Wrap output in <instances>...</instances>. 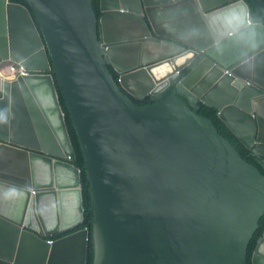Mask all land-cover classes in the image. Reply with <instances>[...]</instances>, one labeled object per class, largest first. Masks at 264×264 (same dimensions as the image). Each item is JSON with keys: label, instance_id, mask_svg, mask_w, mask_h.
<instances>
[{"label": "water", "instance_id": "obj_1", "mask_svg": "<svg viewBox=\"0 0 264 264\" xmlns=\"http://www.w3.org/2000/svg\"><path fill=\"white\" fill-rule=\"evenodd\" d=\"M24 1L0 0V264L87 262V228L49 238L85 212L54 73L94 264H248L264 173L198 112L217 109L264 169V23L247 0Z\"/></svg>", "mask_w": 264, "mask_h": 264}, {"label": "trees", "instance_id": "obj_2", "mask_svg": "<svg viewBox=\"0 0 264 264\" xmlns=\"http://www.w3.org/2000/svg\"><path fill=\"white\" fill-rule=\"evenodd\" d=\"M13 1L26 4L24 0H13ZM92 1H93L94 9L96 10V12L99 15V1L100 0H92ZM247 2L251 6V18L253 19V21H256V22L261 21L264 23V17L260 14V12L256 8V6L251 2V0H247ZM108 67H109L110 71L112 72V74L114 75V77L118 80L119 73L114 70L112 65H108ZM184 73H187V71L184 70ZM54 75H55V81L57 83V87H58V90L60 93L61 104L63 106V110H64L65 115H66L67 125L69 128V132H70V135H71V138L73 141V145H74V149H75V153H76V159H75L74 163L77 167L81 168L82 189H83V200H84L85 212H84V220L80 225H77L76 227H74L70 230L62 231L58 234L52 235L49 238L55 239V238L61 237L63 235L69 234L75 230L87 228L90 231V239H89V244H88V249H87V262H86V264H94V262H95V247H94V238H93L94 211L91 208L92 207V196H91V190H90V182H89L87 174H86V168H85L86 160H85V156L82 152V148H81V145H80L79 140H78L77 130L74 126L73 120L70 116V112L67 108L65 98H64L63 93H62V89L59 85L57 75L55 73H54ZM173 88H174V86L169 87L164 92V97H167L168 95H170ZM179 96H181L185 100H187L186 97H184L183 95H179ZM136 101L140 105H147V104H151V103L155 102V100H153L151 97H147L143 101H138V100H136ZM199 105H200V108H199L198 112L200 114L212 119L213 123L218 128L219 132L224 137H226L228 140H230V142L237 148V150L242 155V157H244L250 163H253L254 165H256L264 173V169L261 167V165L258 163V161H255V159L253 157H249V154L251 153L250 150L243 145V143L230 130V128L223 122V120H221L219 118L218 113H217L218 110L213 108V107L207 106L201 102ZM263 234H264V215L260 218L259 226H258L257 230L255 231V233H254L253 237L251 238L249 245H248V253H247L248 264H251V262H250L251 255H252V253H253L256 245H257L259 238Z\"/></svg>", "mask_w": 264, "mask_h": 264}, {"label": "built area", "instance_id": "obj_3", "mask_svg": "<svg viewBox=\"0 0 264 264\" xmlns=\"http://www.w3.org/2000/svg\"><path fill=\"white\" fill-rule=\"evenodd\" d=\"M10 74L25 75L28 73L27 69L19 65L18 63H10L9 67Z\"/></svg>", "mask_w": 264, "mask_h": 264}, {"label": "flooded vegetation", "instance_id": "obj_4", "mask_svg": "<svg viewBox=\"0 0 264 264\" xmlns=\"http://www.w3.org/2000/svg\"><path fill=\"white\" fill-rule=\"evenodd\" d=\"M9 67H10V62L6 61V62H4L3 66H2V69H3L4 71H7L8 73H10V72H9ZM183 75H184V74H183ZM249 157H253V158L255 159V161H257L256 158H255L254 156H252L251 153L249 154ZM63 236H64V235H63Z\"/></svg>", "mask_w": 264, "mask_h": 264}, {"label": "crops", "instance_id": "obj_5", "mask_svg": "<svg viewBox=\"0 0 264 264\" xmlns=\"http://www.w3.org/2000/svg\"><path fill=\"white\" fill-rule=\"evenodd\" d=\"M74 215V212L72 210H69L68 213H67V218L66 220L68 221V217Z\"/></svg>", "mask_w": 264, "mask_h": 264}]
</instances>
